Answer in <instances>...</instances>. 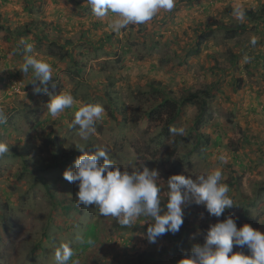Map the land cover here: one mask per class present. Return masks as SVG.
<instances>
[{
  "label": "rangeland",
  "instance_id": "374dc122",
  "mask_svg": "<svg viewBox=\"0 0 264 264\" xmlns=\"http://www.w3.org/2000/svg\"><path fill=\"white\" fill-rule=\"evenodd\" d=\"M198 4L197 1L194 4L193 0H175L171 11H159L144 24L128 25L125 29L132 27L131 43H127L129 49L124 47L125 50L119 55L118 49L122 45L120 46L114 38L109 44L98 49L92 43L96 41L97 33L91 29L86 33L85 29L88 28L82 27L74 33L66 29L57 33L50 22L53 17L47 21L50 18L47 15L43 17L47 20H43L45 25L40 31L33 30L38 21H41L38 20V15L34 18L24 16L21 21L18 18L11 22L0 19V25L3 27L0 29V71L3 76L6 75L7 80L5 85L0 75V112L4 115L11 113V116L12 112H5L3 109L7 106L22 105L19 115L34 114L28 116V124L25 121L20 124L16 118H11V123L0 124V142L9 147V152L3 155L7 157L5 164L0 166V203H8L9 217V220L3 218V212H0V248H10L0 264H34L33 260L38 264H56L54 252L61 244H68L74 250L73 258L79 259L80 264H124L129 257L135 258L143 252H153L155 256H161L163 264H174L173 259H176L175 264H179L177 260L180 262L181 259L172 253L174 242L159 237L155 243L148 241L146 224L150 222V217L141 216L131 226H121L116 218L99 215L94 206L85 207L81 214L78 211L64 214L61 207L68 202L64 200L67 198L65 191L77 192L78 187L66 181L63 172L72 168L74 160L82 154L75 152V145H84V152L87 154H93L97 149H106L121 171L131 173L133 167L142 170V166L156 170L159 173L157 184L161 189L160 200L163 201L164 198L167 199V181L171 176L184 175L195 178L198 175H207L215 169H225L222 159L212 162L214 152L212 153L210 145L199 152L198 146L194 149V138H191L190 142L185 140L197 115L196 106L187 105L181 108V114L171 129L183 128L184 132L181 135L170 131L168 140L161 134L162 124L149 123L144 117L132 122L130 115L132 108L138 111V116H142L144 111L159 101H154V97L148 92L150 82L161 83L175 98L186 96L188 92L207 90L211 86L209 91L212 97L207 98L208 121L199 130V133L209 136L210 125L216 121L213 113L220 111L222 104L224 108L229 104L218 94V89L228 88L224 86L227 80L228 84L239 81L243 72L246 79L240 84L248 81L253 92L264 93V83L261 79L264 70L260 72L258 69L263 65L256 61L257 49L245 47L247 41L253 37L257 40L258 37L251 23L247 24L250 20H246L244 24L245 27L248 26V30L240 31V35L233 40H226L221 26L240 25L233 13L227 12L233 8L226 4L216 11L208 8L202 10L203 7ZM211 4L209 3V6ZM77 18L83 20L86 16ZM73 20H76V16ZM27 21L33 31L26 37L19 36V33L15 32L21 31L19 29H22ZM9 23L12 26H7ZM18 23L23 25L16 26ZM210 26H213L212 31L208 29ZM125 29L119 34L126 35ZM41 35L48 40L42 39ZM102 36L104 37L105 33ZM199 36H202L199 52L187 55V52L196 48ZM26 38L29 40H25ZM53 39L70 40L73 44L66 46L65 50L70 52L71 56L56 59L55 66L52 65L54 76L47 84L39 87H48L47 93H36L34 89L38 87L39 81L32 82L31 70L28 74H23L20 67L28 56L46 58L51 64L54 59L45 53L48 51V43ZM27 44L33 45V52L26 51ZM232 51L238 54L237 63L233 67L227 63L232 59ZM172 53L177 57L170 61L168 58H171ZM245 57L251 59L245 62ZM72 58L77 65L71 64ZM179 61L181 63H178ZM78 66L81 71L75 74ZM67 71L73 73L74 77ZM231 75L234 78L229 80ZM19 83L21 92L13 93ZM63 91L70 92L77 101L99 104L105 109V118L95 123L96 131L89 135L87 140L81 138L79 126H71L78 105L66 109L55 119L46 112L47 99ZM14 115L17 114L12 116ZM6 121H9V116ZM38 121H42V124L34 129ZM19 124L20 129L17 127ZM31 134H34L33 140L37 142L31 143L27 140ZM53 139H56L55 146L65 152L63 157L58 158L51 152ZM177 139L179 143L177 142L175 158L171 159L168 165L155 163L153 159H159L158 154L152 156L151 160L144 157L147 152L154 153L160 148L171 146V140ZM135 151L137 155L134 154ZM22 155L31 157L29 174L24 168V159L27 157L22 158ZM66 158L68 166L63 163ZM99 163H103V160H99ZM222 175L223 179H228L225 174ZM48 190L55 193L57 201L49 197ZM237 194L235 197H240ZM238 201L239 199L233 204L236 205ZM73 205L82 207L78 202ZM204 210L203 205H196L191 201L183 206V217L187 216L189 220L188 239L192 244L191 249L194 245L204 243L205 229L202 225H214L217 221ZM254 216L255 214L251 219ZM5 220L10 226L7 233L4 230ZM145 221L148 223L144 224ZM89 222H92V228L96 230V237L85 241L89 236L86 229ZM35 244H39V251L32 257L30 249Z\"/></svg>",
  "mask_w": 264,
  "mask_h": 264
},
{
  "label": "clouds",
  "instance_id": "9594fccd",
  "mask_svg": "<svg viewBox=\"0 0 264 264\" xmlns=\"http://www.w3.org/2000/svg\"><path fill=\"white\" fill-rule=\"evenodd\" d=\"M86 4L95 17H111L109 27L119 33L130 24L150 21L161 10L171 11L175 0H86ZM233 15L237 20L245 19V12L239 5L234 8ZM250 43L255 45L256 38L253 37ZM26 51L33 52V45L27 44ZM250 59L244 58L245 62ZM30 70L33 75L31 81H39L41 85L47 84L53 77L52 65L36 56L26 57L20 67L23 74H28ZM20 84L19 93L22 90ZM34 91L47 93L46 88L36 87ZM77 105L71 126H79L81 138L87 140L96 131L95 123L105 118L102 105L84 104L75 100L70 92L63 91L50 97L46 112L55 119L66 109ZM10 119L9 117L7 122L11 123ZM5 122L6 116L0 112V124H6ZM171 131L182 135L184 129L172 128ZM84 148L78 149L82 154L74 160L73 167L63 172V178L78 187V204L84 207L94 206L99 215L116 218L121 226H131L141 216L150 217L152 223L144 222L149 224L147 239L150 243H155L156 238L163 234H175L180 230L183 224V206L190 201L203 205L209 215L217 218L233 206L228 195L229 187L222 183L223 175L219 169L195 178L171 176L167 181V201L162 209L161 189L157 184L159 173L156 170L142 166V170L133 167L131 173L121 171L106 149H97L95 153L87 154ZM8 152V145L0 142V166L5 164L7 157L3 155ZM25 157L24 168L29 174L31 157L22 155V158ZM101 159L103 163L98 164ZM1 208L3 205L0 203ZM8 224L7 221L4 223L6 233L10 227ZM234 245L246 247L249 255H245L240 248L241 252H235ZM8 250L0 248V261L7 256ZM74 256L75 252L68 244H61L54 252L56 264H69V261L71 264H80L79 259H74ZM179 264H264V234L248 224L238 229L235 220L226 217L222 222L210 225L204 235V243L194 245L188 258L182 259Z\"/></svg>",
  "mask_w": 264,
  "mask_h": 264
},
{
  "label": "crops",
  "instance_id": "0c3cea01",
  "mask_svg": "<svg viewBox=\"0 0 264 264\" xmlns=\"http://www.w3.org/2000/svg\"><path fill=\"white\" fill-rule=\"evenodd\" d=\"M196 1L199 3V6L203 7L202 10L208 8L211 11H216L221 6L229 4L228 6L233 9L239 5L242 9L251 10L257 14L259 19L256 21H249L247 23H251V26H253L255 31L258 33L257 43L252 45L250 43V39L246 42L245 47H256L258 53L256 61L263 65V67L258 69L260 72L262 69L264 70V0H193L194 4H196ZM209 3L212 4L209 6ZM37 15L39 16L38 20L41 21H38L33 30H42V26L45 25V21L43 20H47L43 19V17L47 15L50 17L47 21H50L51 17H53V21L50 22H52L55 32L57 33H59L60 30L65 29L74 33V31H80V27L84 29L88 28L85 29L86 33H89L90 29L91 31H94V33H97L98 37H96V41H92V43L98 49L103 45L105 46V44H109L108 42L111 41L112 38H114L115 41H118L120 46L122 45V47L125 46L127 50L129 49L128 44L131 43L132 27L128 30L125 29L126 35L124 36L112 31L109 27V20L111 17H95L90 6L86 4V0H0V19L2 18L6 21L10 20L11 22L13 19L15 20L18 18V20L21 21L24 16H33L34 18V16ZM74 16H76V20H73ZM77 16H86V18L80 20ZM31 21H34V19H31ZM240 23L245 24L246 19ZM21 25H23V23H18L16 26ZM7 26L12 25L9 23ZM22 27H27V29L32 30L29 22ZM212 27L213 26L208 27L209 31H212ZM246 30H248V26L243 29V31ZM103 33H105L104 37L102 36ZM42 37L44 36L41 35V38ZM36 39L38 38L36 37ZM51 41L56 42L58 45H63L66 41L67 44L68 42L70 43L66 46H71L73 44L68 39H65L64 41H57L53 39ZM32 44H34V42H32ZM243 49H241V51ZM64 50L61 51L62 54L67 52V50ZM232 52L234 53V51ZM187 53V55L190 56V52ZM45 55L48 56L47 51ZM170 56L171 58H168L170 61L177 57L174 53ZM48 57L54 59L51 63V65L54 66L56 59L65 58H60L59 56ZM44 60L47 59L44 58ZM178 63L181 62L179 61ZM1 67L2 64L0 60V69ZM0 75H2L1 80L3 83L7 85L6 75L3 76L1 71ZM232 78H234L233 75L229 77V80H232ZM241 78L242 79H240L239 82L232 81L229 84L227 83V80L224 83V86H228V88L218 89V94H220L223 98V101L228 102L229 104H227L225 108L223 106L224 104H222L221 109L219 108L220 111L213 113L216 121L211 123V129L208 131L210 134V146L212 147V153L214 152L212 162L223 157L222 160L225 169L219 170H221L222 174H225L228 179H223L222 183L228 185L229 195L233 202L239 199L237 204L247 205L250 217L255 214L252 220L255 221L256 230L264 234V93L261 94L253 92L250 87L251 84L247 83L248 81L240 84L242 80L246 79L243 72H241ZM261 79L264 83V72ZM237 85L241 86L239 87ZM41 86L42 85L38 82V87ZM6 88L7 87L5 86L4 89ZM45 88L47 89L48 87L45 86ZM22 107V105H20V107L7 106L3 110L5 112L17 114L15 115V118L16 121L19 120L18 122L20 124H24V121L28 124V116H33L34 114L27 113V116L19 115L22 112ZM16 108L19 109V112ZM10 114H6V118L7 116L12 118L13 114L11 116ZM221 118H223V120H221ZM40 122L42 124V121ZM222 123L224 124L222 125ZM20 124L17 126L18 129H20ZM36 124L34 129L39 127V124ZM13 128L15 129V127ZM21 132L24 135V128H22ZM32 136H34V134H31V137L27 140L31 141V143L37 142L36 140H33ZM236 192H238L240 197H235L237 194ZM242 193L244 195H242ZM234 250H239V247L234 246Z\"/></svg>",
  "mask_w": 264,
  "mask_h": 264
},
{
  "label": "trees",
  "instance_id": "16d2710c",
  "mask_svg": "<svg viewBox=\"0 0 264 264\" xmlns=\"http://www.w3.org/2000/svg\"><path fill=\"white\" fill-rule=\"evenodd\" d=\"M243 10L245 12V19L246 20L256 21L257 19H259L257 14L254 13L253 11L246 10V9H243ZM233 11H234V9H228L227 12L233 13ZM240 22H241L240 20H237V23L240 25L239 26L235 25V27L221 26L223 28V32H224V39L233 40L237 36L240 35V31L242 32V30L245 28V27H243L244 24H241ZM0 29H3V27H1V25H0ZM19 30H21V31H18L15 33H19L18 35L23 36V37H26L27 34L31 33V30L27 29V27H24V28L22 27V29H19ZM42 38L44 39V37H42ZM201 39H202V36H199V39H198L197 43L195 44L196 48L192 52L189 51L190 52L189 54H196L199 52V44L201 45V42H202ZM25 40H29V39L26 38ZM44 40H48V39H44ZM38 42H39V39H38ZM68 44H70V43L68 42ZM68 44H67V41L64 42L63 45H61V44L58 45L54 41L49 42L47 45V48H48L47 55L53 56V57L59 56L60 58L70 57L71 56L70 52H66L67 55L65 53H63V54L61 53V51L64 50V48ZM124 47L125 46L118 49V51H119L118 55L120 52L122 53L125 50ZM114 54H116V53H114ZM235 55L236 54H234L232 52V57H231L232 59H229V61H228V63L232 67L234 65H236V63H237L238 54L236 56ZM70 62H71V64L77 65V63L74 61L73 58L70 59ZM80 71H81V67L78 66V68L75 71V74L79 73ZM67 72L70 73V71H67ZM70 74L74 77L73 73H70ZM234 82H237V81H234ZM237 86H239V85H237ZM210 88H211V86H210ZM210 88H207V90H198L194 93L188 92L186 94V96H181L179 98H175L171 94V92L165 90V88L163 87V85L161 83L150 82L148 84V90H149L148 92H150V94L154 97L153 98L154 101H158V100L159 101L155 105H152L149 110L144 111L142 116L141 115L138 116L137 115L138 111H134V109L131 108L130 109L131 120H132V122H137L140 118L144 117L149 123L158 122V123L162 124L163 131L161 134L163 136H165L166 140H168V139H170V136H171V133H170L171 126L179 118V116L181 114V108L183 106H187V105L196 106L197 107V115L194 119L193 126L190 129L191 131L189 132V136L185 140L190 142L191 138H194L195 139L194 149H195V147L198 146V149L199 148L200 149L199 150L197 149V150L199 152H201L202 150H204V148H206V146L210 145V137L207 135L199 133V130L201 129V127L203 128V126L207 123V121H208L207 118L209 117V106L207 103V100H208L207 98L212 97L210 95V91H209ZM47 101H49V99ZM37 124H39V126H40L41 122L38 121ZM177 142L179 143L178 139H177V141L171 140V146H167L166 148H160L158 151H154V153L147 152L146 155L144 154V157L146 156L147 160H151L152 156L158 154V156H160L159 159H153L155 161V163H157L159 165H163V166L168 165L169 161L171 159L175 158ZM55 143H56V139L51 140V147L53 148L51 150V152L55 153V155L58 156V158L63 157L64 156L63 153H65V152L63 150L59 149L58 147H56ZM59 143L61 144V142H59ZM75 147H76L75 152L80 154L81 152L78 149L81 147H85V146L84 145L81 146L78 144V145H75ZM162 147H163V145H162ZM84 150H85V148H84ZM134 154L137 155L136 151ZM63 163L65 165H69L67 158L63 161ZM45 169H47V167ZM47 193L53 201L54 200L57 201V199L55 197V193L53 191L48 190ZM76 193L77 192H75L73 190L65 191V196L67 198L64 200H66L68 202L67 203L65 202V204H63V206L61 207V211L64 214H68L72 211H78V213L81 214L84 211L85 207L82 206L81 208H78L76 205H73L74 202L75 203L77 202ZM228 195H229V193H228ZM229 197H230V195H229ZM166 201H167L166 198H164V200L161 201V208L162 209L165 207ZM52 204L55 205L54 202H52ZM0 212H3V218H6L7 220H9V217L7 214L8 213V203L7 202L4 203L3 208L0 209ZM206 214H208L207 211H206ZM212 217H214V216H212ZM226 217L233 218L236 222V226L238 229L242 225L248 224L254 230H256L255 221L252 220L251 217L249 216V209H248L247 205H241V204L233 205L231 208L226 209L225 213H223L219 218L214 217V219L217 220L216 221V223H217V222H222ZM149 221H150L149 223H152L151 218L149 219ZM139 226L140 225L138 224L137 227H139ZM148 226H149V224H146L147 228H148ZM202 226L205 229L203 232L206 233V230L209 228V226H207V225H202ZM86 229H88L87 235H89V236L85 239V241L92 240L94 237H96V230L92 228V222H89V224L86 225ZM188 231H189V220L186 216V217H183V224H182V226L178 232H176L175 234L166 233V234L159 236V238L166 239L169 242H174V245H173L174 247H173L172 253L175 254L177 257H179V259L182 260V259L188 258V256L191 254V245L192 244L188 239ZM239 248L245 255H249V250L246 247H244V248L239 247ZM30 251L32 253V257L35 256L39 251V244H35L33 247H31ZM33 261L35 262L34 264H38V263H36L35 260H33ZM172 263L175 264L176 259H173ZM177 263H179L178 260H177ZM124 264H163V261H162L161 256L157 257V256H155V254H153V252H143V253L137 255L135 258L129 257L128 259H126Z\"/></svg>",
  "mask_w": 264,
  "mask_h": 264
},
{
  "label": "built area",
  "instance_id": "2783aa9c",
  "mask_svg": "<svg viewBox=\"0 0 264 264\" xmlns=\"http://www.w3.org/2000/svg\"><path fill=\"white\" fill-rule=\"evenodd\" d=\"M19 90H20V87L19 85H17L14 90H13V93H19Z\"/></svg>",
  "mask_w": 264,
  "mask_h": 264
}]
</instances>
